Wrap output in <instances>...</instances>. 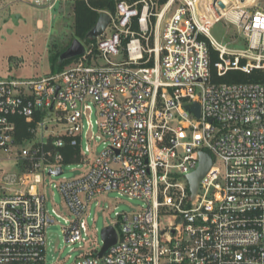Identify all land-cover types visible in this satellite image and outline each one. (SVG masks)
<instances>
[{
	"label": "built area",
	"instance_id": "obj_1",
	"mask_svg": "<svg viewBox=\"0 0 264 264\" xmlns=\"http://www.w3.org/2000/svg\"><path fill=\"white\" fill-rule=\"evenodd\" d=\"M118 1L74 66L0 79V264H66L54 227L72 264H264V0ZM234 72L255 81H222ZM202 152L213 164L193 198ZM71 165L84 169L68 179ZM110 192L144 204L111 217L98 201ZM107 227L117 242L99 257Z\"/></svg>",
	"mask_w": 264,
	"mask_h": 264
},
{
	"label": "rangeland",
	"instance_id": "obj_2",
	"mask_svg": "<svg viewBox=\"0 0 264 264\" xmlns=\"http://www.w3.org/2000/svg\"><path fill=\"white\" fill-rule=\"evenodd\" d=\"M63 1V0H60ZM59 1V2H60ZM168 0H156L158 9ZM65 2V1H64ZM44 0L39 4L31 0H0V79H40L52 74L53 62L51 57L58 52L66 49L75 40V16L73 13V1L66 3L55 14L54 21H49L45 15H41L43 20L41 28L36 29V21L38 17V7H42V14L45 13ZM55 6V5H54ZM54 8L57 9L58 4ZM47 7V6H46ZM51 8V9H52ZM37 30V31H36ZM229 28L224 24H219L211 29L210 34L218 42H223L227 37ZM110 36V31H107ZM85 44L86 51L90 50L96 44ZM238 43L233 46L235 49L241 48ZM97 52L93 50L89 62L92 57L97 62ZM78 62L67 65L62 71L74 66ZM58 72V73H60ZM54 74V73H53ZM101 146L98 152H101ZM84 168L82 166L71 165L64 168V175L68 179L74 178L80 174ZM58 181L57 177L48 178V181ZM46 196L50 209L53 205L60 208L63 206V198L60 192L55 188H46ZM100 207L105 210V214L114 217L115 212L132 213L143 206L144 202L137 199H128L126 197L119 198L115 192H110L99 200ZM117 208V209H116ZM92 212L95 215L96 207L93 206ZM107 220L109 218L107 217ZM105 220L100 213L97 216L96 225L101 229L105 225ZM50 241L56 246L54 255L66 261V264H72L69 260V249L66 248L64 238L60 227H54L50 231ZM101 241L100 237L97 238ZM75 256V253L72 254Z\"/></svg>",
	"mask_w": 264,
	"mask_h": 264
},
{
	"label": "trees",
	"instance_id": "obj_3",
	"mask_svg": "<svg viewBox=\"0 0 264 264\" xmlns=\"http://www.w3.org/2000/svg\"><path fill=\"white\" fill-rule=\"evenodd\" d=\"M118 2V0H76L75 10L73 6L76 32L75 39L86 41L87 44H96L97 40L86 39L87 33L96 25L99 16L102 12H107L111 15H115ZM66 49H63L62 51L58 52L56 55L51 57V60L53 62L52 74H56L62 71L67 65L78 59H70L65 61L63 64H60L59 57ZM212 58L213 61L217 60V54L215 52H212ZM250 80L255 81V76H246L241 72H234L230 75L229 79L224 78L222 81L246 82ZM28 127L29 125L26 123V121L21 118L18 124V140H22L24 137L28 136ZM78 152H80L78 149L70 147L66 148L64 150V154L66 156V163H71L72 161H79L80 157H78ZM74 154H77V158L75 159L73 158Z\"/></svg>",
	"mask_w": 264,
	"mask_h": 264
},
{
	"label": "water",
	"instance_id": "obj_4",
	"mask_svg": "<svg viewBox=\"0 0 264 264\" xmlns=\"http://www.w3.org/2000/svg\"><path fill=\"white\" fill-rule=\"evenodd\" d=\"M112 18L111 15L107 12H102L99 16V19L96 25L87 33L86 39L97 40L102 37L106 32L107 28L111 24ZM86 52L85 44L79 40L75 39L71 43V45L60 55L59 63L63 64L65 61L79 58L83 56ZM192 112L195 113L197 117H200V108L198 104H194L191 108ZM213 164L212 157L202 152L200 154V166L198 170L187 176V179L190 183L191 193L193 198L196 197L198 193L199 183L205 177V175L209 172ZM62 170L59 168L55 174L61 175ZM102 238L105 243L99 257H102L104 253L112 247L117 242V233L113 227H107L102 232Z\"/></svg>",
	"mask_w": 264,
	"mask_h": 264
},
{
	"label": "crops",
	"instance_id": "obj_5",
	"mask_svg": "<svg viewBox=\"0 0 264 264\" xmlns=\"http://www.w3.org/2000/svg\"><path fill=\"white\" fill-rule=\"evenodd\" d=\"M31 1L33 2V0H31ZM59 1L60 0H44V2H45L44 7L46 8V9H44V11H45L44 14H42V12H40L41 10H43V8L42 7H38V9H37L38 13H36V16L38 17V19L36 21V29L41 28L40 25H41V23L43 21L41 19V15H45V17H47L46 19L49 20V21H54L55 14L66 3V1H69V2L70 1H73V3H74V10H75V1L76 0H63V1H60V2ZM57 4H58L57 9L54 11V8H52V7L54 5H55L54 7H56Z\"/></svg>",
	"mask_w": 264,
	"mask_h": 264
}]
</instances>
